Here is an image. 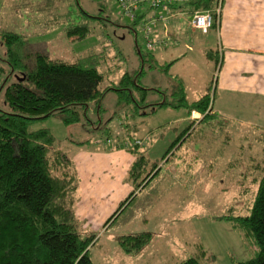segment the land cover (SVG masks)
<instances>
[{"label":"rangeland","instance_id":"obj_1","mask_svg":"<svg viewBox=\"0 0 264 264\" xmlns=\"http://www.w3.org/2000/svg\"><path fill=\"white\" fill-rule=\"evenodd\" d=\"M155 14L144 5L134 11L138 19L133 22L122 14L117 0H0V34L24 38L22 61L30 64L34 55L42 54L84 63L103 74L102 88L109 90L100 111L90 103L76 124L67 126L65 115L56 114L33 121L30 130L50 132L54 147L79 173L83 200L93 198L90 209L84 205L87 220L78 221L83 236L96 237L89 251L93 264H182L197 256L200 264L247 261L257 251L253 240H243L228 222L216 218L247 216L264 173V55H243L236 76L224 85L217 74L219 59L216 63L208 56H217L215 39L204 45L201 34L190 31L185 21L173 38L176 42L169 41L165 49H147L143 25ZM81 24L88 26V35L69 39L67 26ZM224 59L227 62L228 56ZM125 73L137 74L138 85L130 86L133 98L126 104L115 90ZM208 91L214 115L202 122L191 124L183 107L156 106L177 105L183 93L192 103ZM193 118L202 116L194 113ZM134 140L143 141L136 154L115 149ZM120 152L131 160L111 155ZM138 154L147 160L146 173L156 167L153 176L105 227L122 201L117 199L134 189L128 172ZM106 204L113 210L102 217L99 208ZM141 233L151 239L140 252L120 249L121 236Z\"/></svg>","mask_w":264,"mask_h":264},{"label":"trees","instance_id":"obj_2","mask_svg":"<svg viewBox=\"0 0 264 264\" xmlns=\"http://www.w3.org/2000/svg\"><path fill=\"white\" fill-rule=\"evenodd\" d=\"M215 2L192 0L185 7L193 12L208 11ZM81 11L87 18L96 19ZM65 32L69 39L78 40L88 35L89 28L85 24L68 25ZM0 37L5 48L4 58L0 57V264H93L89 251L96 237L80 233L74 212L78 201L75 166L54 147L48 130L31 131L30 126L33 121L56 114L65 115V125L76 124L90 103L99 112L101 100L109 91L102 88L104 76L84 63L51 60L42 54L34 55L32 62L26 63L21 59L24 38L10 32ZM208 56L218 62V55ZM136 76L125 73L119 80L115 90L120 103L126 104L133 98L130 86H138ZM144 98L143 93L141 100ZM156 106L183 107L189 117L193 112L200 114L198 122L214 115L210 91L192 103L183 93L177 105L162 102ZM190 128L171 144L167 154ZM137 148L123 144L115 147L134 154ZM146 164V158L138 154L128 172L134 191L120 203L105 227L125 211L137 190L149 181L156 167L146 173ZM216 219L228 222L243 240L252 239L257 247L253 258L237 264H264V173L247 216ZM150 239L149 233H141L121 236L118 242L124 253H138ZM200 254L205 257L202 250ZM182 264H200V260L197 256Z\"/></svg>","mask_w":264,"mask_h":264},{"label":"crops","instance_id":"obj_3","mask_svg":"<svg viewBox=\"0 0 264 264\" xmlns=\"http://www.w3.org/2000/svg\"><path fill=\"white\" fill-rule=\"evenodd\" d=\"M186 4H188L187 1L176 3L171 10L173 16L171 15L172 17L165 23L158 22L154 27H152L150 38L153 41L163 42L162 44L157 45L156 48L165 49L169 41L176 42V40H173V38L174 36H177L178 32H181L185 22H187V28L190 31H197L192 30L189 27L188 18L190 14L193 13V11H191V9L188 7H185ZM217 4L218 0H216L215 6ZM215 6L208 11H212ZM142 16L145 17L146 13H143ZM197 32L201 34V41H203L204 45L206 43L208 44L212 37L215 39L216 52L220 63V68H218L217 74L218 78L222 76L221 80L225 85L229 77L236 76L238 71L237 64L241 62L243 55H249L250 53H259L264 55V0H221V13L214 28L206 33L201 31ZM225 55L228 56L227 62H225L224 59ZM194 113L201 116L200 114L193 112L190 117L188 116V119L191 122L195 121L197 123L199 119L194 120ZM111 155L120 156L124 158L125 161L131 160V158H129L123 152ZM97 170H100V168L91 169L92 172ZM77 177L78 201L75 205L74 212L77 220L81 221L87 220L83 216L86 213L85 207L90 209L93 198L89 197L83 200L80 190L79 173H77ZM129 191L126 195L124 194L121 199H117V201H123V198L125 196L128 197V194L130 195L134 189L132 192ZM108 198L110 199V197ZM95 208L97 209V206H95ZM107 210L110 212L109 214H111L113 210L111 205L106 204L105 206H101L99 208V213L102 215V217L103 213ZM94 215H97V213H94Z\"/></svg>","mask_w":264,"mask_h":264},{"label":"built area","instance_id":"obj_4","mask_svg":"<svg viewBox=\"0 0 264 264\" xmlns=\"http://www.w3.org/2000/svg\"><path fill=\"white\" fill-rule=\"evenodd\" d=\"M192 1V0H117V4L122 14L128 17L131 21H134V11L141 8L144 5H148L149 8L156 12L155 16L147 20L143 25V33L145 38L146 47L152 51L157 45L163 42L153 41L149 38L152 27H154L159 21L165 23L173 16L172 6L178 2ZM221 13V0H218V4L212 11H195L190 14L188 18L189 27L192 30L201 31L203 33L212 30L218 20ZM172 15V16H171ZM218 70V68H217ZM125 147L143 146V141L134 140L130 144H124Z\"/></svg>","mask_w":264,"mask_h":264}]
</instances>
